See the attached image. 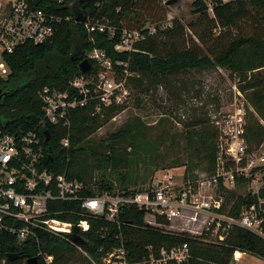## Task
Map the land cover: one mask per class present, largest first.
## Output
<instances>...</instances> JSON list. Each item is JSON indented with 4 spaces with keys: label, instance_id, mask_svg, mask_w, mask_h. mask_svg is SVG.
<instances>
[{
    "label": "trees",
    "instance_id": "trees-1",
    "mask_svg": "<svg viewBox=\"0 0 264 264\" xmlns=\"http://www.w3.org/2000/svg\"><path fill=\"white\" fill-rule=\"evenodd\" d=\"M27 1L33 4L32 0ZM149 1L153 2V21L159 27L167 15L166 7L157 4L156 0H42L38 8L60 16L63 22L58 25L52 40L40 45L27 43L5 57L11 74L7 80L0 79V93L9 91L0 102V128L15 134L35 131L43 120L39 92L46 87L65 90L71 80L84 74L80 65L86 55L94 49H100L106 51L114 63L129 62L134 74L130 78L131 85L141 91L194 70L222 68L240 75L241 81L245 83L240 87L259 116L257 118L254 113H250L246 129L248 143L251 149L260 146L264 142V124L261 122H264V0H196L193 12L199 16V22L190 26L198 34L201 43L208 46L207 52L194 41L191 47L185 45V26L179 20H175L173 26L165 30L158 28L155 36L139 42L136 51L129 54L116 52L119 34L114 40L109 39L108 35L97 34L92 42L81 24L90 19L109 21L118 29L144 28L142 16ZM78 17L84 20L78 23ZM203 21L207 23L204 27ZM131 23L136 25L133 27ZM245 24L254 26V31L245 32ZM214 31H219V35L215 36ZM137 103L141 106V101ZM124 108L109 109L103 117L93 116L91 108L77 110L72 114L69 132L62 127L47 125L46 128L52 134L49 145L51 159L47 161L51 169L57 174H67L86 184H94L99 191L114 193L116 190L108 174L109 167H116L118 163L113 154V145L106 147L111 150V154L102 153L103 146L91 144L90 137ZM137 130H120L110 140H130L134 153L135 150L141 151L149 155L150 163H154V144L138 135ZM68 133L70 145L65 148L61 141ZM182 138L185 143L183 146L178 145L179 156L172 162V167H186L192 178L196 177L197 171L212 173L217 157L216 129L207 120H198L185 125ZM80 155H87V158L94 160L93 166L98 176L96 181L94 176L91 181H87L88 176L80 166L89 159L81 158ZM129 163L130 160L127 166ZM120 177L121 190L142 184L127 174H120ZM235 197L232 194L230 199ZM253 202L251 198H239L238 207ZM144 218L143 211L126 208L120 213L119 224L92 220L91 229L84 234L87 244L82 246L97 262L100 261L98 250L104 247L110 251L118 247L120 242L117 236L120 235L126 241L131 261L147 257L148 246L156 249L164 246L173 248L184 243L188 244L192 256L186 264H233L238 251L264 260V240L244 229L235 228L224 243L205 245L201 240L186 234L172 235L148 230ZM106 227L108 230L104 233ZM103 234H107L106 239L101 237ZM39 250L54 257L52 264H69L70 254L77 252L65 239L49 234H42L39 242L30 241L20 245L16 235L0 232V264H23L27 258H37L39 264H45L38 258ZM9 254H18L20 259L10 262L7 259ZM240 255L238 253L237 257Z\"/></svg>",
    "mask_w": 264,
    "mask_h": 264
},
{
    "label": "built area",
    "instance_id": "built-area-1",
    "mask_svg": "<svg viewBox=\"0 0 264 264\" xmlns=\"http://www.w3.org/2000/svg\"><path fill=\"white\" fill-rule=\"evenodd\" d=\"M62 22L60 16L27 0H0V79L7 80L11 74L6 56L27 43L40 45L52 40ZM81 24L92 42L97 34L112 40L119 34L115 50L128 54L136 51L139 42L155 36L158 28H169L164 27L165 23L159 27L118 29L109 21L90 19ZM85 59L94 68L92 65L88 73L71 80L65 90L46 87L39 92L43 120L35 131L15 134L0 128V232L16 235L20 245L39 242L42 234L63 238L92 264H186L191 260L190 248L184 243L173 248L148 246L147 257L131 261L126 241L120 235L118 247L98 250L97 262L74 242L76 238L85 239L92 220L119 224L120 213L126 208L143 211L148 230L186 234L205 245L224 243L235 228L264 240V142L252 149L248 143L250 103L237 87L233 111L212 121L218 140L210 174L197 171L192 178L186 167L169 168L160 170L148 184L110 193L51 169L47 163L51 159L50 143L45 144V132H50L47 125L69 132L75 111L91 108L93 116L103 117L109 109L127 107L133 98L130 78L134 74L129 62L114 63L100 49L89 52ZM61 144L69 147V133ZM232 194L236 197L230 199ZM239 198L254 202L238 207ZM107 230L104 228V233ZM101 237L106 239L107 234ZM38 258L45 264L54 261L52 255L41 250Z\"/></svg>",
    "mask_w": 264,
    "mask_h": 264
},
{
    "label": "rangeland",
    "instance_id": "rangeland-1",
    "mask_svg": "<svg viewBox=\"0 0 264 264\" xmlns=\"http://www.w3.org/2000/svg\"><path fill=\"white\" fill-rule=\"evenodd\" d=\"M195 1L156 0L155 2L166 7L167 16L162 22V24L166 23L164 27L169 26L170 28L175 20H179L185 26V45L191 47L192 41H194L197 46L204 49V52H207L208 46L201 43L198 34L190 26L199 22V16L193 12ZM168 2H171V5L166 6ZM152 4V1L147 2V8L142 16L145 27H157L153 21ZM209 12L212 14L211 10ZM211 17L213 16L211 15ZM130 25L134 27L136 24L131 23ZM206 25V21H203V27ZM243 28L245 32L254 31V26H249V24H245ZM163 29L165 30V28ZM214 35L218 36L219 31H214ZM241 80L240 75L232 74L226 69L216 68L188 71L177 77L169 78L155 87H146L144 91L132 86L133 98L130 104L123 111L115 114L113 119L105 123L90 137L91 144L103 146L102 153L111 154V150L106 147L113 145V154L118 159V163L116 167H109L108 174L115 190L120 188V174L133 176L139 183H142L140 185H144L150 183L160 170L184 167L181 165L172 167V162L179 156L180 147L178 145L183 146L185 143L182 138L185 125L198 120H207L210 126L215 129L212 124L215 117L233 111L236 87L246 98V93L240 87L245 83ZM138 100L141 101V106L138 105ZM248 106L249 123L250 113H254L257 118L259 116L251 105ZM261 122L264 124L262 120ZM135 128L139 131L138 135L154 144L156 149L153 151L154 163H150L149 155L137 150L134 153L133 148L130 147V140L121 139L116 142L110 140L111 136L120 130ZM80 156L87 158V155ZM129 160L130 163L127 166ZM93 161L91 158L81 163L80 166V169L85 171L88 176L87 181H91L92 176L98 177ZM197 173L201 174V172ZM236 258L233 264H264V260L243 252ZM23 264H26L25 260ZM69 264H92V262L77 251L70 254Z\"/></svg>",
    "mask_w": 264,
    "mask_h": 264
},
{
    "label": "water",
    "instance_id": "water-1",
    "mask_svg": "<svg viewBox=\"0 0 264 264\" xmlns=\"http://www.w3.org/2000/svg\"><path fill=\"white\" fill-rule=\"evenodd\" d=\"M41 2H42V0H32L33 5L36 6V7H38L41 4ZM166 5H171V2L166 3ZM83 20L84 19L82 17H78L77 18V22L78 23H80ZM80 68H81V71L83 73H88L91 70V68H92V64H91L90 60L89 59H84V61L80 65ZM8 94H9V91L8 92L6 91V92H3V93H0V102ZM45 136H46L45 144L46 145H49V143L51 141V133L49 131H46L45 132ZM74 242L76 244H80V245H86L87 244V241L85 239H82V238H76L74 240ZM7 259L10 262H14V261L20 259V256L18 254H9L7 256ZM26 263L27 264H39V260L37 258H27L26 259Z\"/></svg>",
    "mask_w": 264,
    "mask_h": 264
},
{
    "label": "crops",
    "instance_id": "crops-1",
    "mask_svg": "<svg viewBox=\"0 0 264 264\" xmlns=\"http://www.w3.org/2000/svg\"><path fill=\"white\" fill-rule=\"evenodd\" d=\"M238 253H239V251H238ZM241 253V252H240ZM236 254V253H235ZM235 258V257H234Z\"/></svg>",
    "mask_w": 264,
    "mask_h": 264
},
{
    "label": "bare ground",
    "instance_id": "bare-ground-1",
    "mask_svg": "<svg viewBox=\"0 0 264 264\" xmlns=\"http://www.w3.org/2000/svg\"><path fill=\"white\" fill-rule=\"evenodd\" d=\"M240 253V252H239Z\"/></svg>",
    "mask_w": 264,
    "mask_h": 264
}]
</instances>
